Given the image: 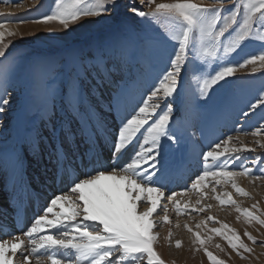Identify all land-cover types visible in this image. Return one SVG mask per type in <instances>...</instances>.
Returning <instances> with one entry per match:
<instances>
[{
    "label": "snow or ice",
    "instance_id": "1",
    "mask_svg": "<svg viewBox=\"0 0 264 264\" xmlns=\"http://www.w3.org/2000/svg\"><path fill=\"white\" fill-rule=\"evenodd\" d=\"M140 4L148 11L130 3L128 12L146 21L148 28H121L112 39L28 65L20 112L26 126L23 142L36 155L51 148L53 179L66 183L67 191L50 198L26 229L0 231V264H165L155 250L156 229L171 225L162 202L173 203L177 216L210 211L211 204H201L209 188L220 206L235 208L238 220L242 216L248 224L264 226L258 203L242 209L232 193L217 191L230 185L237 195L249 197L237 178L264 182V156L242 155L264 149V83L255 95L237 96L229 79L249 66V75L264 70V0ZM16 6H22V0ZM116 6L117 0H53L51 10L36 17L29 13L13 19L11 13L0 12V127L5 126L10 87L21 67L6 56L8 38L18 35L10 25H58L67 33L84 26L83 21L99 23L98 18L111 15ZM53 32L49 28L47 35ZM208 106L219 121L235 118L241 127L201 145L196 154L201 169L190 187L166 194L174 179L170 154L182 144H196L193 129L201 109ZM249 135L254 138L251 146L242 139ZM199 138L209 140L204 126ZM20 149L19 144L0 148V173L16 176ZM190 191L199 198L189 211V202L181 207L176 198ZM11 198L19 199L16 192ZM209 222L220 227L207 228ZM4 225L0 221V227ZM202 226L211 235L202 238L200 231L187 224L184 228L210 264H225L206 246L213 236L224 239L242 259V252L252 253L234 229L215 217L207 216L195 227ZM244 235L257 244L250 233ZM175 246L180 248L181 241Z\"/></svg>",
    "mask_w": 264,
    "mask_h": 264
},
{
    "label": "rangeland",
    "instance_id": "2",
    "mask_svg": "<svg viewBox=\"0 0 264 264\" xmlns=\"http://www.w3.org/2000/svg\"><path fill=\"white\" fill-rule=\"evenodd\" d=\"M159 2H172V0H157V3ZM194 2L209 4L210 0H194ZM130 3H135L137 7H141L142 10L148 11L147 7L140 4V0H117L116 9L111 15H105L98 18L100 21L99 23L83 21L82 23L84 26H74L77 28L76 31L66 33L58 25L45 26L30 22L19 25H10V27L18 26L20 31L16 30L18 33L16 37L8 38L11 40V44L6 50V56H8L10 62L16 61L21 67L16 75V79L12 82L10 87L11 104L9 106V110L3 114L6 119L5 126L0 127V148L11 147V144H14L16 140H11L10 137L15 133L18 134L19 132H21L22 136L20 142H16V144H19L21 147H25L24 151H27V147L29 148V146L23 142L26 126L24 121L21 119L20 112L21 106L25 101L27 68L30 62L39 58H59L64 56L70 48H84L87 45L102 39H112L117 34V30L121 28L126 27L130 30L148 28L149 25L146 21H141L139 17H134L132 13L128 12V6ZM17 4H20V0H11V2H7V0H5L4 3H0V12H4L6 14L11 13V18L13 19L28 17L29 13H31L32 17H36L49 12L53 5V0H39L38 3H33V0H22V6H16ZM41 4L43 5L42 7ZM225 7H232V5L226 4ZM152 27L159 30L156 25H152ZM49 28L54 30L51 37L47 35ZM3 59L4 58H0V60ZM235 59H239V57H235ZM213 67L214 66H210L209 71H211ZM249 73H251V66L246 69L238 70L233 77L229 78L235 82L231 91L237 96H242L248 93L255 95L262 83H264V70L258 71L252 75H249ZM218 88L219 85L215 86L213 91ZM222 97L223 91L218 92L216 100L219 101ZM136 99L139 100L140 97L137 95ZM175 115H177V112L174 108V116ZM109 119L111 120L112 117H109ZM202 121L203 124L201 123ZM38 123L39 122H37V124ZM251 124H255V121H252ZM201 126L205 127L209 140H202L199 138V128ZM250 126L251 125H245V127ZM240 127V123L235 118L226 122L219 121L213 115V107L208 106L205 109H201L200 116L196 120V127L193 129L197 136L196 144L194 146L190 144H182L170 155L174 158V160L180 161V164L187 163L191 167L194 166L197 172H200L201 165L197 161L196 154L199 153L201 145H206L211 139L215 138V135H227L230 133L235 134L232 132V129ZM242 138H244L245 143L251 146L254 139L252 136L249 135ZM22 154L25 153L20 149L19 156ZM242 155L264 156V149H258L255 153H242ZM185 160H188V162ZM181 173L183 175L182 171ZM176 174L177 173H175V175ZM1 175L2 173H0V195L7 192V188L2 187L4 182ZM239 178L244 179L245 182L241 181V179H237L236 182L238 186L247 191L250 198L237 195L230 185H222L218 187V193L223 191L232 193L233 199L242 209H250L254 203H258L261 212H264V182L257 181L253 184L248 178ZM173 181L175 182L174 184H176V182L180 183L178 177H174ZM7 182L8 179L6 183ZM211 183L214 184V181H211ZM175 191L179 192V190ZM204 192L207 193L208 198L202 200L201 204H211L212 208L210 211L199 214L192 212L190 214L177 216L173 203L167 201L162 202V206L163 204H167L171 225H165L156 229L159 234V239L157 245L155 246V250L160 251L161 246H163L162 249H164V251L161 250L159 255L164 260L165 264H210L202 249L200 251L195 250L198 245H193V243L190 242L189 237L191 238L192 235L184 228V225L187 224L193 229V231H200L203 238L207 233V229L203 228V226L201 228L202 230L196 229L195 226L197 223L206 219L207 216H213L221 223L229 225L242 237L243 242L247 244L249 248L253 249L251 254L242 252V255L246 257L242 259L234 251H232L224 239L213 236V238L208 241L206 246L216 257L223 260L225 264H264V247L259 246L264 243V226H259L255 223L248 224L242 216L238 220L237 217L239 214L236 212L234 207L220 206L216 200L211 198L212 193L210 188L204 189ZM177 197L178 201H180L181 207H183L185 202H189V211L191 206L195 205L196 200L199 198L197 193L191 191L187 192L184 196ZM168 203L170 205H168ZM197 207L199 206L197 205ZM154 219L158 220V217H154ZM176 223H179L181 227L176 228ZM213 227L219 228L220 223L209 222L207 228ZM169 231L172 232L171 238L168 236ZM164 232L167 233L166 238L164 237ZM245 232L250 233L257 241L256 245L252 244V242L248 240V238L244 235ZM207 234L211 235L210 233ZM177 240L181 241L182 245L180 248H176L175 246ZM160 241H164V245L163 243L161 245ZM216 245H220V248H217ZM221 249H223V251H221ZM183 253L185 254V257ZM17 256H19V253ZM17 264H19L18 260ZM32 264H35L34 260L32 261Z\"/></svg>",
    "mask_w": 264,
    "mask_h": 264
},
{
    "label": "bare ground",
    "instance_id": "3",
    "mask_svg": "<svg viewBox=\"0 0 264 264\" xmlns=\"http://www.w3.org/2000/svg\"><path fill=\"white\" fill-rule=\"evenodd\" d=\"M13 30H18V31H20V28L18 27V26H13V27H11ZM242 139H244V138H242ZM48 149V148H47ZM33 160L31 161V164L32 165H37V160H36V158H35V160H34V157L32 158ZM38 166V165H37ZM175 177H178L179 178V180L181 179V177H182V173L181 172H179V173H177L176 175H175ZM237 179H241V178H237ZM241 181H243V182H245V180L244 179H241ZM175 182L174 181H172V183H171V186L169 187V191H172L173 190V188L177 185V184H174ZM177 200H178V197L176 198ZM168 205H170L169 203H168ZM202 230V229H201ZM166 236H167V233H165L164 232V237L166 238ZM192 239H193V237H189V240H190V242L192 243ZM162 243H163V245H164V241L162 242V241H160V244L162 245ZM187 244V243H186ZM157 245V244H156ZM182 245V244H181ZM185 245V244H184ZM163 248V246H161V249H160V251L162 250V251H164V249H162ZM166 249V248H165ZM159 250H157V252H158V254H159V252H160ZM165 254H166V252H165ZM184 254V253H183ZM187 256V255H186ZM184 257H185V254H184Z\"/></svg>",
    "mask_w": 264,
    "mask_h": 264
}]
</instances>
